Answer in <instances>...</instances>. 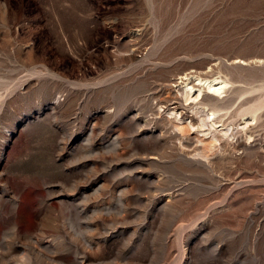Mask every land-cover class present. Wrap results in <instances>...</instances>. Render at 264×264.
I'll list each match as a JSON object with an SVG mask.
<instances>
[{
  "label": "rangeland",
  "instance_id": "obj_1",
  "mask_svg": "<svg viewBox=\"0 0 264 264\" xmlns=\"http://www.w3.org/2000/svg\"><path fill=\"white\" fill-rule=\"evenodd\" d=\"M0 264H264V0H0Z\"/></svg>",
  "mask_w": 264,
  "mask_h": 264
},
{
  "label": "bare ground",
  "instance_id": "obj_2",
  "mask_svg": "<svg viewBox=\"0 0 264 264\" xmlns=\"http://www.w3.org/2000/svg\"><path fill=\"white\" fill-rule=\"evenodd\" d=\"M236 60V59H235ZM238 60V59H237ZM248 60V59H247ZM260 60V59H259ZM240 62V61H239ZM234 63V62H233ZM243 63V62H242ZM189 74V73H187ZM186 75V74H185ZM184 77L182 76V78H184L183 80V95L185 97V100L184 102L186 101L187 103V98H195L196 96H212L216 99H218L215 95L217 94H221L223 93L225 90H226V86L229 85L227 84V80H224V79H221V78H214L212 80H203V78H199L197 76H193L192 74L191 75H186ZM182 82V81H181ZM179 82V83H181ZM231 82V81H230ZM234 84V83H233ZM239 87V86H237ZM235 87L234 90L235 91H238L239 92V89ZM182 90V89H180ZM182 91H180L181 93ZM182 95V94H181ZM182 95V96H183ZM198 96V97H199ZM200 96V97H201ZM183 97V98H184ZM206 98V97H204ZM187 99V100H186ZM196 99V98H195ZM190 100V99H189ZM227 102L230 101L229 99L226 100ZM225 101V102H226ZM262 101V100H261ZM258 102V101H257ZM222 103H220L221 105ZM218 105L219 104H216V105H213L209 108H207L206 106H194L193 107V111L195 113V115L197 116H185L181 111L179 110L180 108V105H179V102L175 103L174 106L172 107H167V110L168 112L172 113V117L171 119L175 120L174 122V125H175V128L179 131L181 128L179 125H182L183 124V121L184 119L187 120V125L189 127H193L195 126L196 129H202L203 126H206L207 129H208V132L210 133V137L211 139H217L219 137H221L222 135H226L225 133H227V128L226 127H223L224 126V121H222L221 119V116L218 115ZM262 106V102L261 104H254V105H251V106H248V108L245 109V111L250 115V118L251 119H255L257 117V111L258 109ZM243 107V106H242ZM166 108V107H165ZM241 108V107H240ZM164 110V109H163ZM241 110V109H240ZM166 111V110H165ZM220 111V110H219ZM236 111V110H235ZM217 112V113H216ZM169 114V113H167ZM236 114V113H235ZM246 114V113H245ZM247 114V115H248ZM171 115V114H170ZM234 115V114H233ZM235 118V117H234ZM259 119V117H258ZM246 123L249 122L250 119L248 118H245L244 119ZM217 121H221V127H219V129L217 128L218 125H216V122ZM227 121V120H226ZM219 123V122H217ZM245 124V123H244ZM186 125V124H185ZM223 125V126H222ZM246 125V124H245ZM183 127V125H182ZM192 128V129H193ZM205 128V127H204ZM248 128V127H247ZM200 129V130H201ZM206 129V131H207ZM243 129V128H242ZM251 129V128H250ZM175 130V129H174ZM205 130V129H204ZM203 131V129H202ZM197 132V131H196ZM246 132V131H245ZM206 133V132H204ZM206 135H208L206 133ZM209 137V136H208ZM210 139V138H209ZM218 140V139H217ZM216 140V141H217ZM214 141V140H213ZM197 143V142H196ZM198 144V143H197ZM212 144V143H211ZM196 145V144H195ZM185 147H188V146H185ZM194 147V146H193ZM192 149V148H191ZM186 150V149H185ZM191 155V154H190ZM196 155V154H195Z\"/></svg>",
  "mask_w": 264,
  "mask_h": 264
},
{
  "label": "water",
  "instance_id": "obj_3",
  "mask_svg": "<svg viewBox=\"0 0 264 264\" xmlns=\"http://www.w3.org/2000/svg\"><path fill=\"white\" fill-rule=\"evenodd\" d=\"M19 126V124H17V127ZM1 159H2V156H1Z\"/></svg>",
  "mask_w": 264,
  "mask_h": 264
}]
</instances>
